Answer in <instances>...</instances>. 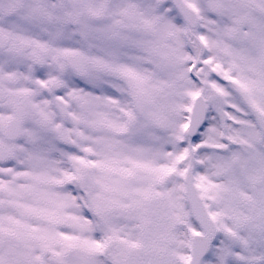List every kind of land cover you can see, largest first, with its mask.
<instances>
[{"label":"snow or ice","instance_id":"snow-or-ice-1","mask_svg":"<svg viewBox=\"0 0 264 264\" xmlns=\"http://www.w3.org/2000/svg\"><path fill=\"white\" fill-rule=\"evenodd\" d=\"M0 264H264V0H0Z\"/></svg>","mask_w":264,"mask_h":264}]
</instances>
